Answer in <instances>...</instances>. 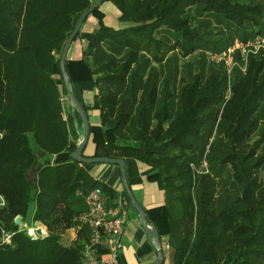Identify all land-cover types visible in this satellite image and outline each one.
I'll use <instances>...</instances> for the list:
<instances>
[{"label": "trees", "instance_id": "trees-1", "mask_svg": "<svg viewBox=\"0 0 264 264\" xmlns=\"http://www.w3.org/2000/svg\"><path fill=\"white\" fill-rule=\"evenodd\" d=\"M94 2L0 0V195L6 201L0 209V264H85L90 228L77 218L87 212L86 197L98 187L105 198L115 196L111 187L93 178L86 169L89 165L71 158L82 121L78 114L76 119L73 116L60 70L66 41ZM104 3L116 8L123 26H107L103 6L96 9L84 25L92 18L98 29L88 39L81 29L66 69L82 105L81 83H118L124 90L120 96H101L102 121L90 127L95 151L91 156L84 151L83 156L132 159L156 171L150 179L163 180L167 203L147 210L149 218L160 235L172 233L176 223L184 226L173 264H264V178L250 172L259 169L263 159L258 164L253 154L235 153L222 159L223 164H231L241 189L231 209L218 207L217 197L198 185L201 174L191 162L209 124L217 126L230 148L245 153L264 103V51L250 55L246 72L236 68L231 78L224 63L204 78L193 75L178 94L177 110L171 80L165 78L158 86L157 74L146 75L148 67L140 61L143 44L155 45L160 52L167 46L189 58L214 33L211 21L242 35V41L264 36V5L240 0ZM114 51L125 53L117 56ZM130 103L135 111L126 113ZM127 126L134 128L133 135ZM128 133L138 145L117 144ZM34 146L44 154L42 158ZM60 154H68L69 159L53 163L52 157ZM123 194L138 218L127 192ZM170 206L178 207L179 217ZM17 217L23 224L28 220L43 224L47 236L31 239L22 223L16 224ZM71 229L77 230V237L64 245L63 235ZM3 231L12 234L10 243H2ZM94 251L99 258L111 252L104 244Z\"/></svg>", "mask_w": 264, "mask_h": 264}, {"label": "rangeland", "instance_id": "rangeland-1", "mask_svg": "<svg viewBox=\"0 0 264 264\" xmlns=\"http://www.w3.org/2000/svg\"><path fill=\"white\" fill-rule=\"evenodd\" d=\"M96 1V0H93ZM243 3H250L252 5H264V0H240ZM210 20V19H209ZM264 21V18H263ZM196 25V24H194ZM211 30L213 34L207 37V42H200L197 45L198 50L189 58H182L177 50L164 46L163 51L160 52L151 45L142 46V55L140 56L141 63L144 61V66H147L146 75L149 72L157 74V85L159 86L165 78L171 80V88L177 95L173 101L175 110L179 108L178 94L185 83L191 80L195 74H201L204 78L210 74L211 69L220 68L215 64L210 56L212 54H219L224 52L232 42L242 36L235 35L230 32L223 24L216 21H211ZM203 30L206 29V27ZM235 38V39H234ZM106 52L111 53L112 49L105 47ZM117 56L124 55V51H114ZM162 57L160 62L155 60V57ZM240 61V60H238ZM104 60H101L103 63ZM236 71V70H235ZM234 71V73H235ZM233 73V75H234ZM102 78V75H100ZM100 90L107 93H122L123 87L118 83H105L99 84ZM226 98L230 97V90L225 93ZM132 107L131 103L129 104ZM135 107V106H133ZM136 108V107H135ZM137 110V108H136ZM259 126L248 140V147L245 148V153L242 154V149L233 150L229 147V143L224 140V135L217 129L215 125H207L203 131L202 137L197 143L196 151L194 152L191 162L193 169L201 174L198 179V185L203 189L213 193L218 199V207L221 208H234L237 205V200L241 196V189L233 178V169L230 163H222L225 155L235 153L236 155L253 154L252 159L254 163L261 162L259 169L252 168L250 170L253 177L264 178V103L258 113ZM214 142V143H213ZM213 143V144H212ZM212 146V147H211ZM211 147V148H210ZM208 155V156H207ZM206 174L209 177H204ZM28 227L33 226L31 220L25 223ZM64 238L67 236L65 233Z\"/></svg>", "mask_w": 264, "mask_h": 264}, {"label": "crops", "instance_id": "crops-1", "mask_svg": "<svg viewBox=\"0 0 264 264\" xmlns=\"http://www.w3.org/2000/svg\"><path fill=\"white\" fill-rule=\"evenodd\" d=\"M103 10L106 13L105 24L109 27L120 28L123 24H119L118 16L119 12L113 7L110 3H103ZM98 26L94 19L90 18L88 22L83 26L82 37L85 39L92 38L94 33L97 31ZM80 87L82 89V101L87 111L90 125L100 124L102 121L101 111H100V98L102 95L110 94L107 92H102L99 85L95 82H86L81 83ZM113 94V93H112ZM115 94V93H114ZM119 96L122 94L118 93ZM134 110L129 105L124 108L126 113H131ZM130 121H132L130 119ZM131 124V122H130ZM130 129L131 134L133 135L132 126H127ZM128 136V137H127ZM125 139H117V144L119 145H138V141L127 134ZM35 147V146H34ZM36 149L38 152L39 149ZM95 151V146L92 141L89 139V143L85 149L86 155H93ZM39 157L42 158L44 154L38 152ZM69 159L68 154H60L52 157L53 163L64 162ZM126 163V175L129 187L138 200V202L145 208V210H150L155 207L163 206L167 203V197L165 189L163 186L162 179H150L156 174V171L150 167H147L145 164H142L138 161L128 159L125 160ZM88 172H90L95 180L101 184L107 185L112 188L115 193L114 198L110 199L106 196V203L108 207H113L115 205L122 206L128 211V219L124 226L123 234L120 238L122 248L117 251L115 258L116 264H152L156 260L155 253L153 249L148 246L149 242L147 240V233L142 226L139 217L137 218L132 211L130 210L127 200L123 194L124 187L121 178L120 168L117 165L111 164H93L86 166ZM87 205V204H86ZM171 208V206H170ZM172 212L176 216H180V210L177 206L171 208ZM88 211V208H87ZM87 213V212H86ZM84 213V214H86ZM83 215V214H82ZM81 216V215H80ZM22 222H20L21 224ZM41 224V223H40ZM22 225H26L23 224ZM43 225V224H41ZM43 227H45L43 225ZM46 228V227H45ZM184 226L182 223L177 225L174 224V230L169 235H160L162 247L165 254L164 264H173V257L175 253V247L179 244V241L182 237L181 231ZM47 229V228H46ZM159 230V229H158ZM67 236L62 238V243L64 245H70L77 237V230L71 229L66 232ZM160 233V231H159ZM148 243V244H147ZM111 252L105 254L101 257L102 260L109 259L113 254V246L111 240L104 244Z\"/></svg>", "mask_w": 264, "mask_h": 264}, {"label": "built area", "instance_id": "built-area-1", "mask_svg": "<svg viewBox=\"0 0 264 264\" xmlns=\"http://www.w3.org/2000/svg\"><path fill=\"white\" fill-rule=\"evenodd\" d=\"M263 51L264 36L258 35L247 41L236 38L224 52L212 54L210 58L215 64L224 63L227 76L231 78L236 68H239L243 73L246 72L250 55H257ZM237 55L242 60V64L237 60ZM86 204L88 207L87 213L77 218L78 222L88 225L90 228V241L85 253V264H116L117 251L122 248L120 238L129 213L121 203L108 207L104 192L99 187L89 192L86 197ZM5 206V198L0 195V209ZM21 228L26 230L28 236L33 240L47 236V229L40 223H35L31 227L21 224ZM38 230L41 231V235L37 233ZM11 238L12 234L3 231V244L10 243ZM109 240L114 245L112 257H110V260H102L95 253L94 248L102 246Z\"/></svg>", "mask_w": 264, "mask_h": 264}, {"label": "water", "instance_id": "water-1", "mask_svg": "<svg viewBox=\"0 0 264 264\" xmlns=\"http://www.w3.org/2000/svg\"><path fill=\"white\" fill-rule=\"evenodd\" d=\"M107 0H96L93 4V6L85 11L80 19L77 22L76 27L74 28L73 32L69 36L68 40L66 41L65 47L63 49V52L61 54V59H60V70L63 76V81L65 84V87L67 89V95L70 103V107L72 109V113L74 118L76 119V114H78L81 118L82 121V129L81 131L78 129L79 133V138L77 140V149L74 151L71 155V158L84 165H93V164H111V165H117L120 168L121 172V178H122V183L124 190L127 192L131 205L134 208V210L138 213L139 220L144 227V230L147 233V240L148 242L152 245V247L156 250V260L152 264H164L165 262V254L164 250L162 247V242H161V236L159 233V230L155 223L151 221V219L148 216L147 211L145 208L138 202V200L135 198L133 195L128 181H127V175H126V163L125 160L122 159H110V158H88L84 157L83 153L89 143L90 139V121L89 117L87 114V111L85 110V107L81 104L79 99L76 96V93L74 91L70 76L67 72L66 69V62H67V57L69 54V51L71 49L72 43L75 40V38L78 36L79 32L84 26L85 20L94 13V11L98 8H100L104 2ZM76 127H77V122L75 121ZM78 128V127H77ZM21 222V217L16 218V224L20 225ZM37 233L41 235V231L38 230Z\"/></svg>", "mask_w": 264, "mask_h": 264}]
</instances>
